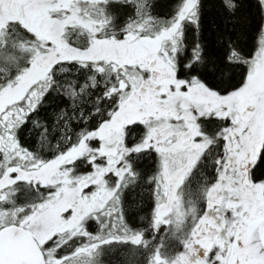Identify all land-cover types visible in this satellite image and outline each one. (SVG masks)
<instances>
[{"label":"flooded vegetation","instance_id":"1","mask_svg":"<svg viewBox=\"0 0 264 264\" xmlns=\"http://www.w3.org/2000/svg\"><path fill=\"white\" fill-rule=\"evenodd\" d=\"M185 6L187 10L192 3L182 0L179 11ZM197 6L196 0L190 15H185V11L182 12L184 17L178 15L179 12L171 15L166 19L167 24L160 27L166 29L158 34L157 40H153L145 37L141 32L143 30H140V25H144L145 22L158 25L160 21V19L149 20L150 15L147 16L149 13L145 10L147 9L146 0H0V41L7 40L9 48H14L17 38L22 33L25 38L30 35L38 41L33 46L27 44L22 53L12 51L15 55L8 58V61L4 59L6 57L0 55V152L4 157L0 160V168L4 169L3 174L0 175V231L8 226H18L33 232L28 229V214L33 209L28 207V191L31 192L28 187L40 188L46 193L42 197V203L52 194L53 185L62 175L60 169L55 167L61 158L79 146L87 149L88 143L90 148H96L99 141L93 138V133L98 131L102 124L111 120L120 102L121 94H127L126 88L130 84L126 78L127 74L124 73L127 66H131L133 70L145 76L144 69L147 67H140V64H145L144 58L152 57L154 53L157 56L159 51V56H169L168 61L173 59L174 62L171 63L176 68V75L178 74L180 61L184 58L179 51L186 41L185 29L191 27V24L185 22L181 29V21L187 16L188 20L194 24L195 18L198 17ZM119 7L128 8V13L121 19L117 14ZM169 24H171L170 27H168ZM129 25L132 27L131 31L127 29ZM146 39L155 41V45L146 42ZM95 44H99L106 53L119 52L120 54L115 62L111 58V62L100 63L101 66L97 67L94 63L96 56H93ZM126 45L130 58L134 60L120 67V60L127 52ZM153 48L155 51L152 50ZM25 52H27L26 55H24ZM53 54H57V58L49 65V68L45 69L48 78L34 86L28 81H20L22 76L34 68L33 64L38 57L45 55L44 60H48ZM99 58L102 59V56ZM62 61L77 62L76 65L61 64L55 69V77H58L57 80H63L64 83L66 81L67 89L69 88L65 78H70L77 72L80 73L79 80H83L85 74L88 77L87 85L77 83V87L72 88L76 94L74 98L71 94V99L83 100L85 97V100L92 102L88 115L82 116V124H89L90 131L82 133L84 128H79L71 135H66L67 138L60 145L57 155L39 165H30L28 150L21 148L13 132V126L18 121H22L32 107L31 104L42 97L45 92L43 87L54 80L52 79L54 66ZM79 65H90V67L80 68ZM10 72L14 73L11 78H9ZM155 80L159 83L157 78ZM178 80H180L179 77ZM124 81L127 82V87H123ZM203 87L213 94L225 96ZM162 88L163 85L159 84L154 89L160 91ZM163 90L165 91V87ZM154 96L149 100L154 101L158 98L156 94ZM17 113L19 116H16ZM171 121V126L177 124V118ZM198 122L201 128L200 133H194L192 129V132L186 134L181 132L168 134L172 138L167 140V145L171 140L174 141L172 146L176 147L175 142L179 140L177 149L180 153L183 152V155L173 158L172 161L175 162L173 167L181 172L184 170L177 183L179 190L173 203L170 225L158 232H152L151 229L145 232L143 229L136 236L128 233L124 213V191L126 192L131 184L126 179L130 173L131 157L150 156L153 160L155 179L157 176V151L133 152L127 156L125 163H122L126 166V173L119 188L120 196L117 192L113 210L111 208L105 210L106 214L108 210L121 212L123 218L122 222L116 225L111 224L114 222L105 215L109 220L106 239L111 238L116 241L113 244L107 243L106 248L131 247L132 251L141 253L146 259L145 256L149 254L158 252L161 254L162 244L167 242L168 258H172L175 262L184 252H187L186 264H231L230 258L235 260V264H240L241 261L245 263L251 258L249 244L255 245L264 256V249L258 236L259 228L264 221V195L258 196L257 192L262 190L264 194V182H257L252 175L260 150H254L252 155H248L235 133L237 130L235 124H231L229 119L225 120L219 115L202 117L198 119ZM133 126H137L139 130L136 133H128ZM227 129L233 139L224 136ZM144 131L145 126L140 122H133L127 127L126 150L129 144H137L142 140ZM209 145L213 146V154L219 150L224 159L221 160L219 156H216L215 165L218 167H214L213 155H208L201 160L196 170L192 171L193 165L200 160L201 154L209 148ZM137 153L140 154L137 155ZM10 162L11 166H9ZM70 164L68 162L67 165L70 166ZM94 164L92 160L87 161L85 158L76 157L72 164L74 174L81 176V174L89 173L93 170ZM38 169L45 171L46 177L36 175ZM13 171L18 173L16 177L10 175ZM17 180L20 182L16 183ZM113 181L111 180L110 184ZM156 197L154 189L152 217L155 212ZM91 220L95 221V219L88 220L85 227ZM166 232L170 234L166 235ZM32 235L34 236L33 233ZM34 238L36 239L35 236ZM131 238L134 241H131ZM36 241L46 261L47 253L46 250L43 251V248L46 249L50 241L44 243H40L37 239Z\"/></svg>","mask_w":264,"mask_h":264},{"label":"rangeland","instance_id":"2","mask_svg":"<svg viewBox=\"0 0 264 264\" xmlns=\"http://www.w3.org/2000/svg\"><path fill=\"white\" fill-rule=\"evenodd\" d=\"M195 1L188 0L189 4L192 3V6H194ZM192 6H188V11L186 6L182 7L178 15L182 16L183 11L186 12L185 15L192 14ZM190 8L191 10H189ZM189 18H192V16H189ZM153 19L155 18L149 20ZM166 24V20H160L158 25L157 23L145 22L144 25H140V30H143L141 32L145 37L157 40L158 34L166 29L160 27ZM170 26L171 24L168 27ZM127 29L131 31V25ZM153 40L148 41L146 39L145 41L155 45ZM125 49L127 52L124 54V58L120 60V67L134 60L130 58L127 45ZM152 50L155 51L154 48ZM158 53L159 51L157 56L154 53L152 57L144 58L145 64L139 63L140 67H147L144 69L146 71L145 76H142L137 70H133L131 66H127L124 70V73L127 74L128 83L130 82L128 87L126 86L127 82L124 81L123 83V87H127V94H121L120 102H118L111 120L102 124L100 129L93 133V138L99 141L96 148H90L87 142V149L79 146L76 150L62 157L58 165L55 166L60 169L62 175L59 180L57 178L56 184L53 185L52 194L47 200L33 206L28 214V228L33 231L40 243L53 240L54 237L60 238L63 235L65 236L63 240H68L86 234L85 223L90 219L96 218L99 220L102 215L111 218V222H114L111 224L121 223L123 220L121 212H111L110 210V213L108 210L106 214L105 210L106 208L113 210L114 203H116L117 189L121 187L122 178L126 173V166L122 164L125 163L126 157L130 153L148 148L163 153L170 161L166 169L162 173H157L156 176V207L150 227L152 232L166 229V226H169L172 222L171 212L179 190L177 183L179 176L184 171L181 172L173 167L175 163L172 161L173 158L183 155V152L180 153V150L177 149V145L180 143L179 140L175 142L176 147L172 146L174 141L171 140L170 144L167 145V140L172 138L168 134L170 132L186 134L192 132V129H194V133H200L199 118L220 115L225 120L229 119L231 124H235L237 128L235 133L247 154L252 155L254 150H257L258 143L264 136V39L250 61L245 85L240 90L225 96L213 94L194 81H191L187 90H182L181 85L187 83V81L178 80L176 68L171 63L174 62L173 59L168 61L169 56L161 57ZM26 54L27 52L24 53V55ZM94 54L93 56H96L95 66L100 67V63L111 62V58L115 62L120 53H106L99 44H95ZM56 55L53 54L48 60H44L45 55H43L44 58L38 57L33 64L34 68L30 69L28 74L22 76L20 81H28L34 86L48 78L45 69L49 68V65L55 61ZM99 56H102V59ZM4 59L8 61V58ZM156 78L159 83L155 80ZM159 84L163 85V88L165 87V91L163 88L160 91H155L154 88ZM67 92L72 95L75 93L72 89H67ZM155 94L158 98L154 101L149 100L151 97H155ZM16 116H19V114L17 113ZM174 118H177V124L171 126V120ZM133 122L142 123L145 126V131L142 140L137 144H129L130 146L126 150L127 127ZM224 136L233 139L228 129L224 132ZM76 157L94 161L93 170L81 174V176L74 174L72 164ZM68 162L71 163L70 166L67 165ZM36 175L46 177V172L38 169ZM161 176H163L162 180ZM111 180L114 181L110 184ZM257 192L258 196L264 195L262 190L260 192L257 190ZM105 223L107 221L100 223V225ZM168 234L170 232H166V235ZM103 235L97 237L87 235L90 244L77 250L73 258L81 255L84 258L103 248L107 243L97 247L102 240H108L112 244L116 242L111 238L106 239V235ZM130 240L134 241L133 238ZM162 245L163 251L161 254L158 252L147 256L149 258L147 264H186L187 252H184L174 262L172 258L167 256L168 243L165 242ZM165 246L167 247L165 248ZM254 246L248 245L251 258L247 259L245 263L241 261L240 264H264L263 254ZM46 253L48 264H64L67 260V258H56L51 248H46ZM80 259H78V262ZM89 261L96 264L93 258ZM230 263L235 264V260L230 258Z\"/></svg>","mask_w":264,"mask_h":264},{"label":"trees","instance_id":"3","mask_svg":"<svg viewBox=\"0 0 264 264\" xmlns=\"http://www.w3.org/2000/svg\"><path fill=\"white\" fill-rule=\"evenodd\" d=\"M146 2V10H148V16L150 15L149 18L160 20H166L175 12L178 13L182 5V0H146ZM226 2L228 5L233 6V9H240V11L236 12L234 16L230 15L229 17L225 18L226 23L225 21H221V26L231 30V35L233 37L235 46L232 48L230 58L233 62L240 63L242 66L236 68L233 79L229 80L227 77H217L216 80L211 81L212 86H209V83H206L204 80L198 79L196 75L190 74L191 80L198 82L199 84L221 95H228L236 92L245 85L247 74L246 76L244 74L245 72H248L250 61L255 55L254 54L251 58L247 56L249 46L252 43V37L254 35H258L260 44L264 39V18H262L260 15L259 8L257 6V0H226ZM202 3L203 0H197L198 16L202 11ZM175 8L176 10H174ZM127 13V7H119V10H117L119 19H121V17ZM258 22L260 23L261 27L259 33L257 34L256 24ZM237 33H239V35H237ZM185 37V44L181 46L179 51V54L184 57L183 59H186L190 55L188 51V48L191 47L189 29H185ZM37 42L38 41L34 40V38H32L30 35H28V38H25L24 33H22V35L17 38L14 48H9V50L15 51L16 53H22L24 52V49H26L25 46H27V44L28 46H33L36 45ZM186 44L188 46L187 48ZM227 51V48H223L222 54H226ZM245 65L246 67H244ZM242 77L243 84L240 87L235 88L234 86L241 81ZM57 78L58 77H55L53 81H50L48 85L46 84L47 86L43 87V92H45L42 93L45 95L46 91L48 92L50 87L56 85V87L53 88L52 95L48 96L46 99L44 98L45 96L42 95V97L38 99L37 102H35L28 110L27 113L36 108L38 104L40 105L39 112L31 118L29 127L25 129L22 136V141H18L20 146L21 142L28 145V147H24L23 149L28 150V164L30 165L44 163L46 160L57 155L60 145L64 143L63 140L67 138L66 135H71V133L77 131L79 128H84L82 133L90 131L88 129L89 124H82V116L88 115L90 108H92V102L85 100V97L83 100H72L71 93H68L66 90V81L64 83L63 80H57ZM179 79L186 81L181 77H179ZM65 80L67 79L65 78ZM87 84L88 81L86 84H84V86ZM225 89H228L229 91L224 92ZM61 93L64 94L61 95ZM23 123L24 117L22 121H18L13 126V132L16 138L17 129ZM45 124L46 127L44 126ZM138 130L139 128L137 126H133V128L128 133H136ZM261 141H259L257 147V150H260V155L258 157L257 165L252 173V175L255 173L257 176H259L261 172L264 171V136ZM130 161V166L132 167L134 165L136 169L142 172L145 176H154L153 160L150 156H145V158L131 157ZM132 175L133 173L130 172L126 178L127 181L129 180V176ZM256 181L264 182V179H258ZM154 189L155 186L150 185L142 176L138 182L135 184L131 183L128 186L126 192L124 191V213L127 220L126 227L130 235L136 236L143 229L145 232H148L150 229L152 230L150 227L153 220L152 202ZM28 190L31 191H28V207H33L40 204L43 200L42 197L45 196L46 193H44L40 188H34L33 186L28 187ZM118 196H120V189ZM106 219L105 216L102 215L99 220L95 218V221H89L85 227L86 234L75 236L68 240H63L65 237H54L53 240H50V244L47 248H51L53 250L56 258L57 253L63 257L64 253H69L73 249H76L77 251L80 248L90 244L87 235H95V237L101 236L102 234L107 235L109 220ZM105 220L107 223L100 225V223L106 222ZM28 229L30 230V228ZM131 249V247L127 246H120L118 248H106V246H104L103 248L94 251L91 255L85 256L84 258L82 255L77 258H73L74 255L68 256L64 264H92L89 261V259L92 258L96 264H147V256H145V259L144 255L136 252L135 250L132 251ZM44 250L46 249L43 248V251ZM47 257L48 256L46 254V259ZM79 258L81 259L78 262ZM46 263L48 264V260H46Z\"/></svg>","mask_w":264,"mask_h":264},{"label":"snow or ice","instance_id":"4","mask_svg":"<svg viewBox=\"0 0 264 264\" xmlns=\"http://www.w3.org/2000/svg\"><path fill=\"white\" fill-rule=\"evenodd\" d=\"M257 6L259 8V12L262 18H264V0H257ZM202 11L198 17L195 18V23L193 24L190 20H188V17H185L183 21H181V29L183 28V25L185 22H188L191 24V27L189 28V36L191 37V47L188 48V51L190 55L186 59H181L180 61V68L178 71V77L184 78L187 83H184L181 85L182 90H187L189 84L191 83L190 74L196 75L198 79L204 80L206 83H209V86H212L211 81L216 80L217 77H227L229 80L233 79L235 76V70L238 67H241L242 65L237 62H233L230 58L232 48L235 46L233 37L231 35V30L226 29L221 26V21H225L227 17L234 16L236 12H239L240 9H233V6L228 5L226 0H203V3L201 5ZM260 23L258 22L256 24V33H259L260 30ZM178 29V30H181ZM239 35V33H237ZM186 44V48H187ZM260 47V43L258 40V35H254L252 37V43L249 46V51L247 53V56L251 58L257 51V49ZM227 48L228 51L226 54H222V49ZM0 55L6 57V58H12L14 57V53L9 50V45L7 43V40L0 41ZM61 64H71L76 65V61H62L59 62L57 65L53 68V79H55V69L60 67ZM80 68H86L90 67V65H79ZM246 67V65L244 66ZM19 69L17 68V71ZM245 72V76H246ZM14 75L13 72H10V77ZM80 73L77 72L70 78L67 79V87L69 89L76 88L77 83L80 85L86 84L88 81V77L85 74L83 77V80H79ZM243 84V77L241 78V81L236 84L234 87L238 88ZM56 85H53L48 89V92L45 93V99L52 95L53 88H55ZM229 91L228 89H225L224 92ZM64 93H61L63 95ZM76 93H73V98ZM105 99H110V97H105ZM40 109V105L38 104L36 108L32 109L31 112L27 113V115L24 118V123L17 129V139L22 141V136L25 131L29 127L30 120L33 116H35ZM38 123V122H37ZM46 127V124L44 125ZM131 143V142H129ZM28 147V145L21 142V148ZM213 146L209 145V148L205 150L204 153L201 154L200 160L196 161V164L193 165L192 171H195L196 168L200 165L201 160H203L208 155H213V165L214 167H218L215 165V157L219 156L221 160L224 159L223 154L217 150L215 154L212 152ZM31 150V149H30ZM144 151L148 152H156V149L148 148V149H142L141 153ZM140 153H137L139 155ZM131 155V153L129 154ZM3 153L0 152V160H2ZM127 159V157H126ZM131 163V161H129ZM170 163L168 160V157L164 155L163 153L157 152V164H156V172L162 173L165 169L167 164ZM9 166H11V162L9 163ZM4 169L0 168V175L3 174ZM130 172L133 173L132 176H129V180L132 184H135L138 182L141 177L143 178L152 186H155L157 181L155 179V176H145L142 172L138 171L136 167L133 165L130 168ZM12 177H16L18 175L17 172L13 171L10 173ZM127 175V174H126ZM191 175V173H189ZM163 179V176H161V180ZM253 179H264V171L261 172L259 176L253 174ZM20 181L17 180L16 183H19ZM117 192H119V189H117ZM108 240H102L98 243L97 247H100V245L104 243H109ZM76 252V249H73L69 253H64L63 257L59 253H57L58 259H66L68 256L74 255Z\"/></svg>","mask_w":264,"mask_h":264},{"label":"water","instance_id":"5","mask_svg":"<svg viewBox=\"0 0 264 264\" xmlns=\"http://www.w3.org/2000/svg\"><path fill=\"white\" fill-rule=\"evenodd\" d=\"M258 236L264 249V221ZM0 264H46V261L31 232L18 226H8L0 231Z\"/></svg>","mask_w":264,"mask_h":264}]
</instances>
